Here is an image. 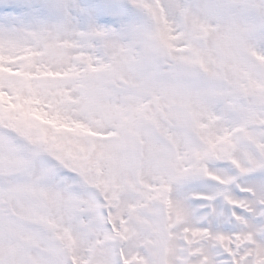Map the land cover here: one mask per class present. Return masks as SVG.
Instances as JSON below:
<instances>
[{"label":"clouds","instance_id":"9594fccd","mask_svg":"<svg viewBox=\"0 0 264 264\" xmlns=\"http://www.w3.org/2000/svg\"><path fill=\"white\" fill-rule=\"evenodd\" d=\"M105 4L0 48V264H264V0ZM85 204L135 205L130 238Z\"/></svg>","mask_w":264,"mask_h":264},{"label":"rangeland","instance_id":"374dc122","mask_svg":"<svg viewBox=\"0 0 264 264\" xmlns=\"http://www.w3.org/2000/svg\"><path fill=\"white\" fill-rule=\"evenodd\" d=\"M63 2V0H57ZM106 4L114 3L115 0H104ZM33 3H40V0H0V24L6 21L10 22L12 17L17 14L13 11L19 5H28ZM104 22V19L101 20ZM119 199V197H117ZM97 241L100 247H103L105 241V234L111 230L113 232H120L121 238L128 240L132 230L133 223L137 220L136 206L128 205L126 211L118 217H114L113 209L105 207L102 215L98 214L96 218ZM120 256L123 264H141L143 257L136 251L129 252L127 249H120Z\"/></svg>","mask_w":264,"mask_h":264},{"label":"snow or ice","instance_id":"6c2138e0","mask_svg":"<svg viewBox=\"0 0 264 264\" xmlns=\"http://www.w3.org/2000/svg\"><path fill=\"white\" fill-rule=\"evenodd\" d=\"M148 2L149 0H145V3ZM117 7L118 0H115V2L111 4H105V8L108 10H114ZM13 11L16 12L17 15L15 17H12L10 22L6 21L5 23L0 24V48L2 49L15 47L19 44L17 35L19 26L23 25L25 22H31L37 19L41 8L40 3H33L28 5H19L14 8ZM106 14L107 13H104L103 15ZM103 15L99 17L101 20L103 19ZM106 22L107 21H104L102 23ZM87 39L89 42L97 39L106 40L108 39V34L105 31L93 29V31L88 34ZM82 211L89 214L87 218H81L83 225L88 229L95 230L96 221L94 218L98 216L97 214H95L96 210L93 207L85 204L82 208ZM101 259L103 260V264H114L110 255H108L107 253H102ZM120 264H123V262L121 261Z\"/></svg>","mask_w":264,"mask_h":264}]
</instances>
